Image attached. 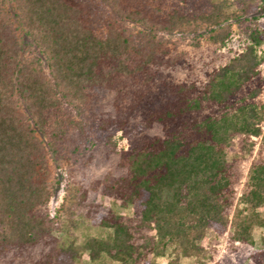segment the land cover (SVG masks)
<instances>
[{
  "label": "trees",
  "instance_id": "16d2710c",
  "mask_svg": "<svg viewBox=\"0 0 264 264\" xmlns=\"http://www.w3.org/2000/svg\"><path fill=\"white\" fill-rule=\"evenodd\" d=\"M230 5L0 0V264H72L48 206L61 183L78 215L111 229L85 241L90 259L151 264L166 237L223 231L232 138L260 136L264 151V0ZM243 203L237 246L217 264H264V234L258 250L251 237L264 228V162Z\"/></svg>",
  "mask_w": 264,
  "mask_h": 264
},
{
  "label": "rangeland",
  "instance_id": "374dc122",
  "mask_svg": "<svg viewBox=\"0 0 264 264\" xmlns=\"http://www.w3.org/2000/svg\"><path fill=\"white\" fill-rule=\"evenodd\" d=\"M224 11H232L231 0H214ZM253 10L252 15L261 22V14ZM250 16V15H249ZM233 36L228 43L231 50H239L240 41L237 37L239 27L237 23L232 26ZM223 52L226 49H222ZM264 51V45H262ZM264 55V54H263ZM264 74V63L261 65ZM258 126L264 130V111L261 112ZM226 161L232 165L231 171V191L230 206L223 214L222 222L224 229L222 232L214 231L210 228H190L185 233L180 232L169 239L166 237L165 245L160 246L158 252L153 254L149 260L151 264H217L221 256L229 251L231 247L237 246V242L232 241L235 231V224L242 215L246 214L247 205L243 203L247 191V176L250 166L256 162H264V151L261 147L260 136L234 137L226 151ZM75 195L71 186L61 183L55 194L49 201V209L52 214L56 212L59 229L54 235L60 242H68L75 248L76 253L72 256V264H118L111 261L104 254H100L95 259L88 257V252L84 249V243L88 239H105L111 233L110 228L96 227L89 221L78 215L74 207ZM108 207L114 212L130 216L131 206H122L115 201H105ZM260 217L264 216V205L257 208ZM190 221L185 222L188 224ZM151 236L157 241L156 233L150 230ZM264 234V228L253 226L251 237L254 241L253 250L260 248V240ZM242 264H251L249 259H245Z\"/></svg>",
  "mask_w": 264,
  "mask_h": 264
}]
</instances>
